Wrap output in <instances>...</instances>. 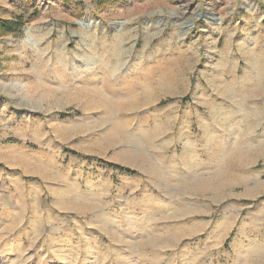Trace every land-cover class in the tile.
Segmentation results:
<instances>
[{
    "label": "rangeland",
    "instance_id": "rangeland-1",
    "mask_svg": "<svg viewBox=\"0 0 264 264\" xmlns=\"http://www.w3.org/2000/svg\"><path fill=\"white\" fill-rule=\"evenodd\" d=\"M0 19L20 23L0 30V264H264V0H0ZM156 79L126 111L94 92ZM238 147L258 153L223 178Z\"/></svg>",
    "mask_w": 264,
    "mask_h": 264
},
{
    "label": "bare ground",
    "instance_id": "bare-ground-1",
    "mask_svg": "<svg viewBox=\"0 0 264 264\" xmlns=\"http://www.w3.org/2000/svg\"><path fill=\"white\" fill-rule=\"evenodd\" d=\"M228 55V54H227ZM115 67V66H114ZM110 69V68H109ZM147 71V70H146ZM169 73V72H168ZM108 75V74H107ZM160 75H162V73L160 74ZM164 75V74H163ZM159 77V76H158ZM160 78V77H159ZM161 79V81H164V80H162V78H160ZM165 79H167V77H165ZM145 80V79H144ZM108 81V80H107ZM160 81V80H159ZM234 81V80H233ZM143 82V81H142ZM145 82V81H144ZM147 82V81H146ZM140 83L139 81H138V84L137 85H139L138 86V88H136L137 90H135L134 88H132V87H130V88H128L127 90H125V92L124 93H122L121 92V94H115L114 95V93L112 94V92L110 93H107L108 91H105L106 89H108V88H110V85H108V84H110V83H108V82H106L104 85H103V89H96L94 92H95V94H96V96H98L101 100H102V103L103 104H106V105H109V106H112V107H115L116 108V106H119V107H124L125 108V111H126V109L127 108H129V106L130 105H134V104H138V102H140L139 101V99H141L139 96L140 95H142V97L144 98L145 97V99L146 98H148V96L149 95H151V94H149L150 92H151V90H153L152 88L153 87H157V86H160V82H157V79H156V83L154 82V85H152L151 83ZM153 83V82H152ZM163 83V82H162ZM224 84V83H223ZM236 82H232V83H228L227 85L225 84V86H223L222 85V87H220L219 89L221 90V94H227V95H230L231 93L232 94H234V91H235V89H236ZM126 85V84H125ZM167 85V84H166ZM163 88V87H162ZM162 88H160V90L162 89ZM156 90H158L157 88H155ZM155 89H154V91H155ZM243 89V88H242ZM140 90V91H139ZM219 90V91H220ZM261 90H262V83H261V81H258L257 79H255L254 81H253V83L251 84V87H250V89H248V90H246L245 89V91H242L241 93H242V95H238L237 96V94H236V96L239 98V96L241 97V98H249V97H257V96H259L260 95V92H261ZM137 91H139L140 93H137ZM162 91V90H161ZM107 94H105V93ZM156 92V91H155ZM160 92V91H159ZM240 92V91H239ZM117 93V92H116ZM153 93V92H152ZM157 93V92H156ZM140 94V95H139ZM160 94H161V92H160ZM166 94V93H165ZM159 95V94H158ZM158 95L156 94L155 95V93H154V97L155 96H157L156 97V99L157 98H159L158 97ZM153 96V95H152ZM160 96V95H159ZM232 96H234V95H232ZM151 97V96H150ZM237 101H239V100H237ZM145 103L144 104H146V103H149V102H152L151 101V99H150V101H144ZM239 105H240V102L238 103ZM245 104V103H244ZM100 105H102V104H100ZM242 105V104H241ZM97 106V105H96ZM105 106V105H104ZM118 107V108H119ZM221 108L220 107H218V105H215L214 103H211V110H212V112H214L215 113V115H216V112L218 113V111L220 110ZM118 110H120L121 111V109H118ZM123 110V109H122ZM213 117V116H212ZM215 118V117H214ZM224 120V119H223ZM252 129V124H248V127H247V130H251ZM247 130H246V132H247ZM244 134V133H243ZM247 134V133H246ZM246 136V135H245ZM244 137V136H243ZM246 138V137H245ZM243 140H245V139H243ZM244 144V143H243ZM249 144V143H248ZM250 146V145H249ZM248 147V146H247ZM252 147V146H251ZM256 147V146H255ZM260 147H261V144H260ZM242 148H244V147H242ZM248 149V148H247ZM220 150H221V148H220ZM256 150V149H255ZM260 150H261V148H260ZM256 153H258V152H255V151H253V148L252 149H250L249 151H247V150H243V149H241L240 147H238L237 149H235V151L233 150V154L231 155V157H230V159H228V161L227 162H225V160H224V164L225 165H227L226 167H227V169L225 170V171H223V173L221 174V176L223 177V178H227L228 179V177H229V175H228V173L232 170L231 168L232 167H234V165L233 164H231V163H235V162H241L242 163V161H245V160H247V159H249L250 160V162H251V160H252V158H254L257 154ZM221 154V153H220ZM222 155V154H221ZM228 156V155H227ZM195 158V157H194ZM251 158V159H250ZM185 159V158H184ZM188 159H189V157H188ZM223 159V158H222ZM186 160H187V158H186ZM212 161H214V160H212ZM222 161V160H221ZM248 161V160H247ZM186 163H187V161H185ZM185 163V164H186ZM190 163V162H189ZM188 163V164H189ZM192 163H194V161L192 162ZM215 163V162H214ZM221 163V162H220ZM223 163V162H222ZM227 163V164H226ZM249 163V161L247 162V164ZM153 164V163H152ZM187 164V165H188ZM191 164V163H190ZM239 164V163H238ZM246 164V163H245ZM246 164V165H247ZM154 165V164H153ZM196 165H197V163H196ZM214 165V164H213ZM217 165H218V163H217ZM233 165V166H232ZM190 166V165H189ZM199 166H202L201 164L199 165ZM224 166V165H223ZM222 166V167H223ZM232 166V167H231ZM235 166H238V165H235ZM151 167V166H150ZM193 167V166H192ZM217 167V166H216ZM189 168H191V167H189ZM194 168H198V166L196 167H194ZM220 168V167H219ZM235 168V167H234ZM195 169V170H196ZM216 169V168H215ZM218 169V168H217ZM240 169H241V167H240ZM41 170V169H40ZM156 170V169H155ZM192 170V169H191ZM238 170H239V168H238ZM153 171H154V169H153ZM156 172V171H155ZM194 172V171H193ZM196 172V171H195ZM230 174V173H229ZM216 175V174H215ZM235 175V174H234ZM217 176V175H216ZM233 176V175H232ZM245 177V176H244ZM209 178V177H208ZM218 178H219V176H218ZM231 178V177H230ZM200 179V178H199ZM202 180L204 179V178H201ZM222 179V178H221ZM229 181V180H228ZM240 181V180H239ZM212 182V181H211ZM245 182V181H244ZM196 183V182H195ZM199 183V185L201 186V187H208V184L206 183H201V182H198ZM243 184V183H242ZM199 185H197V186H199ZM214 185V184H213ZM203 188V189H204ZM199 189H200V187H199ZM206 190H207V188H206ZM78 195V194H77ZM74 203V202H73ZM76 205V204H75ZM76 207V206H75ZM105 224H106V226L107 225H109V223H107V220H105ZM179 234V233H178ZM181 235V234H180ZM179 236V235H178Z\"/></svg>",
    "mask_w": 264,
    "mask_h": 264
},
{
    "label": "trees",
    "instance_id": "trees-1",
    "mask_svg": "<svg viewBox=\"0 0 264 264\" xmlns=\"http://www.w3.org/2000/svg\"><path fill=\"white\" fill-rule=\"evenodd\" d=\"M20 23L17 21H9V22H5L2 19H0V30L4 33H13L15 32L17 29L20 28ZM114 168L120 169V170H124L127 171L126 169H124L123 167H120L118 165H111ZM130 172V171H127Z\"/></svg>",
    "mask_w": 264,
    "mask_h": 264
}]
</instances>
